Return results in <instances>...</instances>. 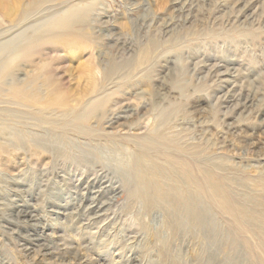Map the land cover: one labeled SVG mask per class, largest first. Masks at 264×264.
Segmentation results:
<instances>
[{
    "label": "rangeland",
    "instance_id": "rangeland-1",
    "mask_svg": "<svg viewBox=\"0 0 264 264\" xmlns=\"http://www.w3.org/2000/svg\"><path fill=\"white\" fill-rule=\"evenodd\" d=\"M56 32L71 50L28 49ZM22 202L37 226L4 228ZM0 204V264H264V0H0Z\"/></svg>",
    "mask_w": 264,
    "mask_h": 264
},
{
    "label": "bare ground",
    "instance_id": "bare-ground-1",
    "mask_svg": "<svg viewBox=\"0 0 264 264\" xmlns=\"http://www.w3.org/2000/svg\"><path fill=\"white\" fill-rule=\"evenodd\" d=\"M185 9V8H184ZM62 32H66L65 30H61ZM71 31V30H70ZM69 31V32H70ZM70 35H72V34H70V33H59V32H56V33H54L53 35H52V37H50L49 38V40L47 39V40H44V39H38V40H35V41H33V42H31V43H29V45H28V49H38L39 47H41V46H43L45 43H48V44H50L51 45V47H55V46H59V45H65V43L66 42H68V44H66V47L68 46V48H70V50H71V47H72V45H74L75 44V40L70 36ZM118 40V39H117ZM35 50V51H36ZM48 87V86H47ZM98 88H99V86H96V85H92L91 87H90V94H92L93 96H95L96 94H97V91H98ZM49 91H50V94H51V96H49L50 97V99H54V100H52V101H50V99L48 100H46V99H42V100H46L44 103H42V106H44V109H48V108H50V107H53V106H56V107H58V108H60V109H64L65 108V106H67V103H66V100H65V95H60V94H58L57 96H55L54 98H52V95H54L53 93V91H54V87L52 86L50 89H49ZM56 91V90H55ZM13 95H15L16 97H18L21 101H23V102H25L26 104H28V105H34V104H39L40 102H38V101H41V99H39L38 100V98H36V96L34 95V96H31V94H29V93H27L24 89H14L13 90ZM102 95V94H101ZM95 98V97H94ZM92 100V99H91ZM91 100H89V101H91ZM100 101V100H99ZM94 103V102H93ZM69 104V103H68ZM98 104H99V102H98ZM101 104V103H100ZM120 105V104H119ZM146 105V104H145ZM114 107V106H113ZM37 108V107H36ZM42 108V107H41ZM93 108V107H92ZM111 109H112V107H110ZM126 108V107H125ZM72 109H73V107H72ZM115 109V108H114ZM66 111V110H65ZM90 111V110H89ZM105 112V111H104ZM109 112H111L112 113V111H109ZM117 113V112H116ZM128 113V112H127ZM93 114V113H92ZM95 114V113H94ZM93 114V115H94ZM102 114V113H101ZM118 114V113H117ZM116 114V115H117ZM85 115V114H84ZM87 115V114H86ZM88 115H90V114H88ZM127 116V115H126ZM86 117V116H85ZM122 117V116H121ZM84 118V117H83ZM101 118H103L104 120H105V122L107 121L108 122V119L106 118V117H103V116H101ZM113 118V117H112ZM99 119V118H98ZM117 119V118H116ZM99 122H100V120H99ZM104 122V123H105ZM134 123V122H133ZM109 124V123H108ZM118 124V123H117ZM140 124V123H139ZM143 124V123H142ZM135 125V124H134ZM111 125H109L108 127H110ZM130 126V125H129ZM142 126V125H141ZM124 128V127H123ZM136 127H134L133 129H135ZM140 128V127H139ZM83 130V129H82ZM122 130V129H121ZM130 130V129H129ZM113 131V130H112ZM135 131V130H134ZM69 132V131H68ZM149 132V131H148ZM79 133H83V132H79ZM115 134V133H114ZM138 134V133H137ZM145 134V133H144ZM83 135H85V134H83ZM98 135V134H97ZM110 135V134H109ZM132 136V135H131ZM118 137V136H117ZM140 137V136H139ZM160 139V138H159ZM97 140V139H96ZM143 140V139H142ZM157 140V139H156ZM70 141H72V140H70ZM69 141V142H70ZM78 142V141H77ZM106 142V141H105ZM93 143V142H92ZM78 144V143H77ZM114 144V143H113ZM84 145V144H83ZM91 145V144H90ZM159 142L157 143V142H155V141H152V140H147V141H143V149H146V150H149V149H151V148H156L157 146L159 147ZM83 147V146H82ZM161 147V146H160ZM100 148V147H99ZM102 148V147H101ZM100 148V149H101ZM103 148H104V146H103ZM163 148V147H162ZM83 149V148H82ZM81 149V150H82ZM93 149V148H92ZM114 149V148H113ZM119 149V148H118ZM122 149H123V147H122ZM125 149V148H124ZM56 150V149H55ZM104 150V149H103ZM155 150V149H154ZM168 150V149H167ZM95 151V150H94ZM101 151V150H100ZM105 151H106V149H105ZM104 151V152H105ZM112 151V150H111ZM118 152V151H117ZM156 152V151H155ZM108 153H110V152H108ZM141 153V152H140ZM143 153V152H142ZM129 154V153H128ZM76 155V154H75ZM117 155V154H116ZM155 155V154H154ZM168 155V154H167ZM171 155V154H170ZM101 156V155H100ZM118 156V155H117ZM123 156V155H122ZM102 157V156H101ZM113 157V156H112ZM128 157V156H127ZM79 158V157H78ZM77 158V159H78ZM92 158V157H91ZM98 158V157H97ZM131 158V157H130ZM136 158V157H135ZM176 158V157H175ZM111 159V158H110ZM94 160V159H93ZM168 160H170V159H168ZM95 161V160H94ZM118 161V160H117ZM156 161H157V159H156ZM164 161V160H163ZM167 161V160H166ZM78 162V161H77ZM116 162V161H115ZM114 162V163H115ZM175 162H177V161H175ZM95 163V162H94ZM96 163H100V164H102L101 166L103 167V168H108V170L109 169H111L112 167H113V163L112 162H108V161H106V160H102V159H98V161H96ZM118 164V163H117ZM121 164V163H120ZM172 164H173V161H168V165H170V166H172ZM175 164H177V163H175ZM96 165V164H95ZM178 165V164H177ZM148 166V165H147ZM179 166L181 167V170L183 169V170H185L186 171V177L185 178H187V181H188V184H189V186L191 187V188H193V189H195V187H196V189L197 190H199V193H203V195L204 194H207V192H206V190H205V187H204V185L202 186V185H199V184H197L196 182H194V180H193V175H192V173H189L188 172V170L190 171V165H188V164H186V163H180L179 164ZM90 169V168H89ZM145 169V168H144ZM174 169V168H173ZM178 169H179V167H178ZM96 171V170H95ZM205 171V170H204ZM91 172V171H90ZM202 172V171H201ZM105 173V172H104ZM155 173V172H154ZM182 173H184V172H182ZM167 175V174H166ZM97 177V176H96ZM101 178V177H100ZM106 178V177H105ZM111 177H109V179H110ZM165 178V177H164ZM180 178V177H179ZM103 179V178H102ZM131 179V178H130ZM207 179V178H206ZM208 179H209V177H208ZM96 180V179H95ZM114 180V179H113ZM209 181V180H208ZM110 182H112L111 180H110ZM126 182V184H128V182L127 181H125ZM210 182V181H209ZM161 183V182H160ZM98 183L97 182H92L91 184H89V186L87 187L88 189H87V194L88 193H90V194H92L90 197L89 196H87V197H84V201H88V206L85 208V209H83L84 211V213H88V214H91V213H95L94 215H98V216H95V217H93V218H96L97 219V217H99V213L103 210V208H104V205H99V198H101L102 197V195H104L105 194V192L107 191L106 190V188L109 186H105V187H102V184H104V182H101V184L100 185H97ZM115 184V183H114ZM118 185V184H117ZM51 186V185H50ZM71 186V185H70ZM114 186V185H113ZM112 186V187H113ZM210 186V185H209ZM119 187V186H118ZM50 188V187H49ZM90 188H92V189H94V188H98L97 190L95 189L94 191H90ZM115 188V187H114ZM153 191H154V193L157 195V194H159L160 195V190L158 189V188H151ZM105 190V191H104ZM217 190V189H216ZM9 191V190H8ZM54 191V190H53ZM159 191V192H158ZM104 193V194H103ZM75 194V193H74ZM55 196V195H54ZM165 196V195H164ZM10 197V196H9ZM65 197V196H64ZM75 197V196H74ZM208 197H209V195H208ZM188 198V197H187ZM190 198V197H189ZM218 199L217 200V202L219 203V205H220V207H219V209H220V211H221V214L226 218H228L229 219V221L232 223V224H234L235 225V227H236V229H238V230H240V232L242 233H248L249 231L247 230V228H246V226L244 225V223L243 222H241V218L242 217H244V216H241L242 214H240L239 213V211H237L236 209H232V207H230L229 206V204H226V205H224V201L222 200V199H219V198H217V197H213L212 199ZM225 198H227V197H225ZM44 199H46V198H44ZM224 199V198H223ZM48 200V199H47ZM55 200V199H54ZM64 200V199H63ZM82 200H83V198H82ZM146 200V199H145ZM149 200V199H148ZM190 200V199H189ZM2 201V200H1ZM24 201V200H23ZM75 202V201H74ZM78 202V201H77ZM83 202V201H82ZM226 202V201H225ZM2 203V202H1ZM52 203V202H51ZM1 205V204H0ZM6 204H4V206H5ZM2 206V205H1ZM185 206V205H184ZM30 207V208H29ZM31 207L32 206H30V204H28V203H26V202H22L21 204L20 203H14V204H12V210L14 209V210H16V213L15 214H13L11 211H9L8 213H4L3 214V217H2V219L4 220V222H5V224H6V226L4 227V226H1L2 228L4 227V228H7V229H11L9 226H15V228H17V229H22V228H25L28 224H30V226H34V227H36L37 226V222H39V220H40V218L41 217H43V216H36L34 213H35V209H33L32 208V210H31ZM65 207V206H64ZM1 208H3V207H1ZM49 208V207H48ZM30 209V210H29ZM66 209V208H65ZM43 210V209H42ZM48 210V209H47ZM75 210V209H74ZM53 211V210H52ZM60 210H58V211H56V212H53V213H56V214H60V212H59ZM189 212H194V213H196L195 212V209L193 210V208H189V210H188ZM7 212V211H6ZM63 212V211H62ZM79 213H81V211H78L75 215L76 216H78L79 215ZM185 213V212H184ZM201 213H202V215H204V218H203V216L201 215ZM201 213H196V215H199L200 217H201V224L202 225H207V220H205L206 218H207V215L204 213V211L202 212L201 211ZM70 214V213H69ZM82 214V213H81ZM80 214V215H81ZM86 215V214H85ZM28 217V218H27ZM80 217V216H79ZM86 217V216H85ZM92 217V216H91ZM211 217V216H210ZM93 218H91V219H93ZM88 220V219H87ZM1 221V220H0ZM25 223H28V224H25ZM3 224V223H2ZM48 225V224H47ZM196 225H197V223H196ZM29 226V225H28ZM199 226V225H198ZM208 226V225H207ZM27 228V227H26ZM3 230V229H2ZM13 230V229H12ZM214 230V229H213ZM33 231V233L34 234H31V233H29V234H27V235H25V236H20L19 235V237H21V239H23L22 241L24 242L23 244H24V248L22 249V251H25V252H28V251H30V248H29V246L30 245H34L35 246V244L37 243V242H39L40 240H42V235H40V234H38L36 231H35V229L34 230H32ZM13 232V231H12ZM16 233V232H15ZM251 233V232H250ZM24 235V234H23ZM205 236V235H204ZM207 238V237H206ZM245 238V237H244ZM253 239V238H252ZM251 239V240H252ZM206 240V239H205ZM216 240V239H215ZM220 242V241H219ZM254 243V242H253ZM52 245V244H51ZM38 247V246H37ZM46 250L48 249V248H45ZM50 249V248H49ZM43 251V250H42ZM45 253V252H44ZM262 260H264V258H262Z\"/></svg>",
    "mask_w": 264,
    "mask_h": 264
}]
</instances>
